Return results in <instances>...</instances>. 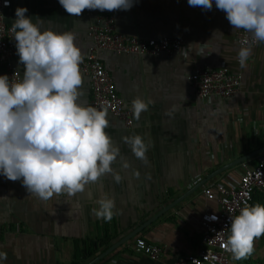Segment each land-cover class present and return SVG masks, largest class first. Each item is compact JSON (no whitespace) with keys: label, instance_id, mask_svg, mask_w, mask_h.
Returning a JSON list of instances; mask_svg holds the SVG:
<instances>
[{"label":"crops","instance_id":"obj_1","mask_svg":"<svg viewBox=\"0 0 264 264\" xmlns=\"http://www.w3.org/2000/svg\"><path fill=\"white\" fill-rule=\"evenodd\" d=\"M212 3L211 10H204L190 6L188 0H133L128 10H93L112 14L121 33L142 39L180 36L182 47L170 55L95 50L125 104L131 107L136 97L153 101L139 120L132 113L130 127L107 116L109 127L105 131L120 149L112 168L123 179L117 184L109 174L88 185L84 193L73 197L54 195L42 202L29 196L20 181H9L0 175V224L4 226L0 251L7 253V260L0 264H85L111 245L92 264H173L194 253L200 234L196 218L201 211L215 208L201 195L202 185L225 177L237 179L240 161L236 159L246 156L242 161L252 163L255 154L249 153L264 146V44L257 43L252 48L247 66L241 68L235 62L237 30L216 8L215 0ZM17 7L27 8L25 15L33 22L37 17L42 19V30L71 31L82 54L89 51L87 27L91 19L84 11L75 17L58 0H11L4 15L7 23L16 19ZM18 61L19 57H14L11 64L22 75L23 65ZM198 64H225L239 70L242 78L238 91L223 99H195L188 75ZM82 76L81 101L86 104L89 81ZM133 134L141 135L145 143L151 141L147 163L137 159L123 140ZM121 157L129 167H122ZM219 168L222 169L114 246ZM101 192L113 197L119 209L111 222L97 219L91 212ZM135 237L161 247V255L150 259L136 251ZM263 237L254 241V251L247 259L231 257L230 264H259L264 253L257 252L256 247L264 242L256 241Z\"/></svg>","mask_w":264,"mask_h":264},{"label":"clouds","instance_id":"obj_2","mask_svg":"<svg viewBox=\"0 0 264 264\" xmlns=\"http://www.w3.org/2000/svg\"><path fill=\"white\" fill-rule=\"evenodd\" d=\"M71 16L85 10H128L133 0H58ZM190 6L211 10L212 0H188ZM8 6V0H5ZM234 30L252 35L253 44H264V0H215ZM28 9L17 7L10 32L15 40L18 64L23 73L12 77L0 75V175L20 181L29 196L46 202L62 195L84 193L86 187L102 177L112 175L119 184L122 176L112 164L120 149L105 131L109 127L107 107L86 105L81 101L83 76L80 65L84 56L74 43L71 31L62 33L42 30L43 20L27 17ZM0 18H3L0 16ZM237 60L241 68L252 56V45L243 41ZM153 101L136 97L131 111L136 120ZM128 107L127 104L124 105ZM133 155L147 163L151 141L139 134L123 137ZM122 167H129L121 157ZM137 177L139 173H136ZM89 199L92 198L88 192ZM92 214L104 222L119 215L115 200L101 192ZM211 219L215 220L213 216ZM230 231L225 251L234 260L247 259L254 251V241L264 235V206L247 201L239 214L230 216ZM7 253L0 251V261ZM192 264H200L193 259Z\"/></svg>","mask_w":264,"mask_h":264},{"label":"built area","instance_id":"obj_3","mask_svg":"<svg viewBox=\"0 0 264 264\" xmlns=\"http://www.w3.org/2000/svg\"><path fill=\"white\" fill-rule=\"evenodd\" d=\"M213 1V0H212ZM5 0H0V75L14 73L11 59L18 57L16 54L15 40L10 32L11 23L5 21ZM91 21L87 27V35L91 39L89 51L85 53L80 71L86 75L89 81L90 97L86 105L107 107L108 114L120 120L126 127L132 124L131 107H125V103L117 94L114 83L103 67L100 59L95 55L96 49H107L116 54H167L170 55L181 49L183 39L175 37H157L142 39L136 35H128L117 30L112 14L84 10ZM247 40L252 48L253 38L250 33L237 30L235 42L237 49ZM237 64V55L235 58ZM241 72L236 68H230L225 64L210 66L207 64L195 65L188 75V80L195 99L204 100L212 97L223 99L233 95L241 85ZM255 194L264 195V150L253 157V162L240 161V173L237 179L227 177L221 180H210L202 185L201 195L206 201L215 204L214 209L201 211L197 218L199 228V246L194 253L188 254L184 259L173 264H192L193 259L200 264H230L232 254L225 251L224 243L229 235L230 216L239 214L245 201L251 204ZM215 216L213 220L211 217ZM17 230V224H15ZM4 226L0 224V232ZM134 249L147 255L150 259H157L162 248L145 242L140 237L134 238Z\"/></svg>","mask_w":264,"mask_h":264},{"label":"water","instance_id":"obj_4","mask_svg":"<svg viewBox=\"0 0 264 264\" xmlns=\"http://www.w3.org/2000/svg\"><path fill=\"white\" fill-rule=\"evenodd\" d=\"M264 150V146L255 149L254 151L250 152L249 155H254L260 151ZM246 156H241L238 159H236V162L238 161H242V159H244ZM222 168L216 169L215 171L211 172L209 175H207V177H205L204 179H202L198 184L194 185L193 187H190L188 189V191H185L184 193H182L181 195L177 196L174 200H172L170 203H168L167 205L163 206L154 216L150 217L146 222H143L141 224H139L137 227H135V229H133L132 232H130V235H126L124 237V239H121L120 241H117L116 243H114V246L122 241H125L126 239H128L130 236L134 235L136 232H138L145 224H147L148 222H150L152 219H154L156 216H158L161 212H163L164 210L168 209L169 207H171L172 205H174L175 203H177L179 200H181L185 195H187L189 192H191L192 190H194L197 186H199L201 183H203L206 179H208L209 177H211L214 173H217L218 171H220ZM110 248H112V245L109 246L107 249H105V251L101 252L100 254H98L97 256H95L94 258H92L90 261H88L85 264H92L93 262H95L96 260H98V258H100L104 253H106Z\"/></svg>","mask_w":264,"mask_h":264},{"label":"rangeland","instance_id":"obj_5","mask_svg":"<svg viewBox=\"0 0 264 264\" xmlns=\"http://www.w3.org/2000/svg\"><path fill=\"white\" fill-rule=\"evenodd\" d=\"M259 203H260L262 206H264L263 201H262V202H259ZM256 242H257V243L264 242V237L261 238L260 240H257ZM262 247H264V243H261V244H260V247H259V246L256 247L257 252L260 251V250H262L263 253H264V248H262ZM261 255H264V254H261ZM262 257H264V256H262ZM263 260H264V258H262V260L258 261L259 264H264V261H263Z\"/></svg>","mask_w":264,"mask_h":264},{"label":"trees","instance_id":"obj_6","mask_svg":"<svg viewBox=\"0 0 264 264\" xmlns=\"http://www.w3.org/2000/svg\"><path fill=\"white\" fill-rule=\"evenodd\" d=\"M264 203V195H260V194H255L253 195L252 197V201H251V204H255V203H259V202H262ZM229 231H230V228H229Z\"/></svg>","mask_w":264,"mask_h":264}]
</instances>
